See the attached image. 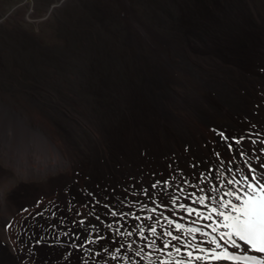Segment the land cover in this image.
Masks as SVG:
<instances>
[{"label": "bare ground", "instance_id": "bare-ground-1", "mask_svg": "<svg viewBox=\"0 0 264 264\" xmlns=\"http://www.w3.org/2000/svg\"><path fill=\"white\" fill-rule=\"evenodd\" d=\"M134 1L91 4L114 37L84 69L9 57L29 81L0 87V264H233L195 256L264 173V0Z\"/></svg>", "mask_w": 264, "mask_h": 264}, {"label": "rangeland", "instance_id": "rangeland-1", "mask_svg": "<svg viewBox=\"0 0 264 264\" xmlns=\"http://www.w3.org/2000/svg\"><path fill=\"white\" fill-rule=\"evenodd\" d=\"M110 1L0 0V87L29 81L18 73L19 64L9 59L12 54L39 52L51 64L72 70L84 69L92 58L98 59L110 49L105 44L111 43L114 35L102 26V19L97 11H92L91 4ZM161 4L162 0H135L130 6L140 8L144 19H156L162 13L156 6ZM31 7L33 18L27 20ZM68 78L72 79L70 75Z\"/></svg>", "mask_w": 264, "mask_h": 264}, {"label": "snow or ice", "instance_id": "snow-or-ice-1", "mask_svg": "<svg viewBox=\"0 0 264 264\" xmlns=\"http://www.w3.org/2000/svg\"><path fill=\"white\" fill-rule=\"evenodd\" d=\"M219 135L225 141V147L228 152L233 151V144H235L236 151L241 156L245 155V151L241 145V142L245 139L244 136H240L239 138L232 137L233 143H228L229 138L225 136L223 132L219 133ZM251 143L255 145L256 141H252ZM261 143H264V141ZM261 151H264V149H261ZM258 167L264 169V160L260 161ZM255 171L256 169L251 166L249 167L248 174L242 177L243 185H240V181L235 179L227 181L229 185H240V188L236 190L230 189L228 192L224 193L225 196L234 197L236 202L221 199L218 203L220 209H224V211H220L216 207L211 209L212 213L222 218L219 228L224 229V231L218 232L217 228H212V232L217 233V235H213L206 243L214 247L207 249L199 247L198 251L204 253V255H196L195 260L231 261L233 264H264V182H262L264 181V173H261L260 178H258L255 175ZM151 187L156 188L157 184L154 183ZM209 199H214V197H209ZM197 202L204 205L203 198L199 199ZM105 207H107V205H105ZM180 207L184 208L185 211L189 213L196 211L191 207H186L184 204H181ZM111 215L115 217L117 213L112 212ZM206 218L211 220L212 216L209 215ZM169 223H171V221H169ZM176 227L179 229L181 225L176 224ZM150 230L155 234L154 227L150 226ZM141 231L143 230L141 229ZM189 231L198 230L189 229ZM165 234L172 236L171 232ZM202 234L208 235V233ZM129 235H131V233H129ZM172 239L178 240L179 237L173 236ZM238 241L247 246L243 255H237L235 251L229 250V248L232 250L240 249L242 244L238 243ZM169 246V244H165L163 247L167 248ZM184 247H187V245ZM248 250L261 255H248ZM117 251H119V249H117ZM175 251L179 253L181 249L176 248ZM137 255H139V253H137ZM186 255L192 258L193 252H187ZM112 258L116 259L115 256ZM177 264H181V262L178 261ZM188 264H191V259L188 261Z\"/></svg>", "mask_w": 264, "mask_h": 264}]
</instances>
